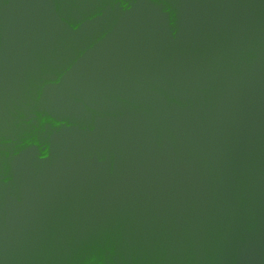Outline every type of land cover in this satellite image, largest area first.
I'll return each instance as SVG.
<instances>
[{
  "label": "water",
  "instance_id": "95a60500",
  "mask_svg": "<svg viewBox=\"0 0 264 264\" xmlns=\"http://www.w3.org/2000/svg\"><path fill=\"white\" fill-rule=\"evenodd\" d=\"M0 264H264V0H0Z\"/></svg>",
  "mask_w": 264,
  "mask_h": 264
}]
</instances>
